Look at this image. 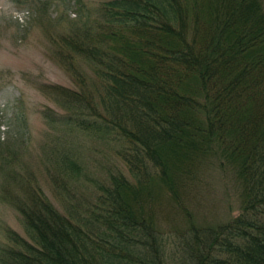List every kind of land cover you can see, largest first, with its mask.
Masks as SVG:
<instances>
[{"label":"trees","instance_id":"16d2710c","mask_svg":"<svg viewBox=\"0 0 264 264\" xmlns=\"http://www.w3.org/2000/svg\"><path fill=\"white\" fill-rule=\"evenodd\" d=\"M11 1L50 13V52L75 85L40 86L64 211L2 156L25 235L8 229L0 264H264V0ZM218 169L239 212L197 223L193 197Z\"/></svg>","mask_w":264,"mask_h":264},{"label":"rangeland","instance_id":"374dc122","mask_svg":"<svg viewBox=\"0 0 264 264\" xmlns=\"http://www.w3.org/2000/svg\"><path fill=\"white\" fill-rule=\"evenodd\" d=\"M85 1L94 6L100 0ZM54 9L51 10L53 17L57 13ZM61 10L64 20L62 24L75 16H68L62 6L58 12ZM37 15L28 6H17L11 0H0V163L3 156L9 160L15 159L14 164L23 171L34 170L47 196L64 211L63 197L55 192L51 175H48V150L45 151L49 139L48 128L41 115L46 105L53 104L40 90V86L43 83L74 86L75 80L53 59L50 52L48 31L59 28L51 21L50 13L43 18ZM15 111H22L28 123V127H21L19 132L16 127L8 126ZM85 157L91 168L96 163L102 168L101 156L95 158L87 152ZM121 166L124 170V165ZM220 171L213 170L218 176L211 173L208 177L207 174L201 192L193 197V208L199 218L197 223L201 224L206 217L208 220L205 223L225 222L239 212L241 202L237 182L229 174L221 175ZM2 180L3 171L0 170V253L10 245L8 229L25 235L20 212L3 197ZM134 210L136 213L139 211ZM180 226L183 227V224Z\"/></svg>","mask_w":264,"mask_h":264}]
</instances>
